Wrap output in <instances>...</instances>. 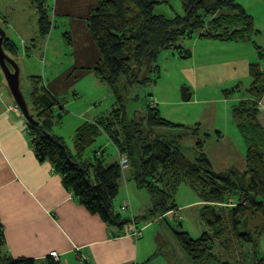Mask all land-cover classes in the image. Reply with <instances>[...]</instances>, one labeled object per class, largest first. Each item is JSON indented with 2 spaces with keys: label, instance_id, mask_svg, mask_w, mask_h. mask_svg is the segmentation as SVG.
<instances>
[{
  "label": "trees",
  "instance_id": "obj_1",
  "mask_svg": "<svg viewBox=\"0 0 264 264\" xmlns=\"http://www.w3.org/2000/svg\"><path fill=\"white\" fill-rule=\"evenodd\" d=\"M30 1L38 14L39 34L46 36L52 28L49 0ZM164 2L167 0H97V7L88 19V31L99 59L87 71L92 72L98 82L109 86L115 98L114 104L94 122H85L76 129L70 149L63 138L52 133L56 118L59 121L62 118L61 115L55 116L54 109L61 107L60 110L65 112L61 101L47 89L40 76L31 77L27 106L38 123L37 126L28 124L33 148L37 158L51 163L65 188L81 205L113 226L126 222L113 209L122 179L120 164H106L96 152L91 162L84 159L101 131L109 136L121 161L126 162L129 176L137 187L151 196L162 197L159 206L165 214L176 215L178 207L174 197L183 184L195 193L200 190L199 196L207 203H222L230 195L239 193L241 204L229 211L221 213L213 207L203 209V218L216 229H213V236L204 233L200 238L192 239L187 232H174L182 250L196 264L215 261L230 264L219 261L212 253L214 238L223 233L222 228L226 229L222 225L224 219L227 228L236 233L238 240L252 245L255 250L264 231L262 228L253 230L248 223L256 217H261L264 223V204L260 201L264 199V133L256 123L255 104H252L253 110L243 113L250 118L249 131L244 126L240 127L247 144L245 170L242 173L234 170L215 173L204 154L206 139L196 142L198 156L195 162H191L173 142L154 136L156 128L181 129L185 126L162 118L158 110L151 106H147L144 115L137 120L128 119L124 96L132 84L149 82L148 78L138 80L139 70L144 64L157 68L153 64L163 51L173 49L182 59L191 56L189 51L175 46L179 38L189 39L196 34L200 40L245 43L251 40L255 32H259L254 28L252 16L235 0H182L183 15L172 19L155 14L156 8ZM68 37V34H63L65 40ZM252 44L257 50L258 59L264 60V50L256 43ZM6 46L9 44L5 39L3 49ZM263 67L258 62L249 66L251 84L246 91L254 100H260L264 95ZM67 77L78 81L80 76L69 74ZM122 78L125 84L122 90H118L117 85ZM233 92L235 89L224 90V97H229ZM245 104L240 103L234 109V115H239ZM195 131H199V128ZM156 210H149L139 219L145 220L156 214ZM3 245L0 228V264H36L29 258L12 259L4 253ZM49 260L48 264H58L50 256ZM259 262L261 260L254 258L253 264ZM81 263L87 264V261Z\"/></svg>",
  "mask_w": 264,
  "mask_h": 264
},
{
  "label": "crops",
  "instance_id": "obj_2",
  "mask_svg": "<svg viewBox=\"0 0 264 264\" xmlns=\"http://www.w3.org/2000/svg\"><path fill=\"white\" fill-rule=\"evenodd\" d=\"M0 1H5L7 4L12 0ZM254 2L255 0L246 2L245 9L250 15L253 10L250 5ZM24 3L27 5L30 3L29 5L36 11L30 0H24ZM96 7L97 0H49L51 27L57 28L55 31L53 30V33H56L57 30H63L62 38L63 34H68L69 37L68 40L63 38L64 42L60 43L59 41H51L50 36L46 40L49 42L47 50L46 47L43 48L39 38L46 39L50 34L46 36L39 34L37 11V18L33 22L31 31L28 22H16L11 19L6 21L8 25L5 31L3 30L6 42L9 44L8 47L4 48V51L15 63L18 59L22 61V57H19V47L10 34L11 31L19 40L25 55L29 50L27 43H34V46L31 47L36 51L33 64L36 68L35 72L38 70V65H41V61L44 66L46 57L48 60L50 55L53 61L50 64V72L57 68L61 71L48 81L46 80V73L40 77L47 89L59 98L64 107L67 108V113H72L68 110H71V107L74 108L73 112L75 113L72 114L80 124L78 127L107 113L106 108L103 111L92 109L90 103L83 107L75 106L80 99L79 92L95 91L93 89L96 87L91 82H88V87L84 84L90 76L94 77L93 73L87 70L93 68L99 59L97 48L88 31V19ZM260 7L263 6L260 5ZM58 39L57 36L56 40ZM51 44L53 46L49 48ZM223 44L230 47L227 43ZM65 45L67 46V53L62 48ZM53 48H56L57 52H54ZM246 53V49H243L231 58V62H218L211 68L206 65L200 66L199 63L198 66H186L179 69L180 72H188L196 88H204L211 81L210 78H217L216 76L220 73L223 74L224 70L228 69L236 74L242 68L243 73L242 71L238 72L241 73V76L228 77V79H238L232 88L235 89V92L226 98L224 97V90H222V104H233L230 106L231 118H228L226 124L221 126L213 120L212 124L215 125L208 126L204 117L194 123L201 130L204 138L216 140L214 143L208 141L204 146V154L215 173H224L230 170L243 172L245 170L247 144L243 140L240 127L244 126L246 131H249L250 118L248 114L243 113L249 109L253 110L252 104H255L256 107V123L264 133V95L260 100H254L247 94L248 87L244 91V95H239L240 98L236 97L241 92L242 81L251 84L249 66L256 63L253 62L254 54L247 56ZM44 69L46 72L47 69ZM69 74H77L80 77L78 81H74L72 77H67ZM31 77L39 76L28 75V83H30ZM95 81L99 86L96 87L97 89H106L102 83L96 79ZM71 89H73L75 100L66 103L68 100L66 98L70 96ZM8 91L0 69V228L4 240V253L15 260L29 258L33 259L36 264H48L47 262L51 261L49 254L56 252L58 264H84L81 263L76 254V251L79 250L82 255L87 257V264H148L153 256L157 255L156 240H144L143 231L142 237L136 239L131 234L130 229L131 221L134 220L139 228L145 230L146 226L140 227V222L143 220L141 221L139 217L145 215L149 210H153L154 206L150 204L151 200L149 203L138 202L137 195L142 190L129 176L128 169L121 172L122 179L118 195L114 201L116 206L119 205L120 210L122 207L127 208L128 215L121 220L130 223V226L129 224L126 227L113 226L98 215L90 213L75 199L73 194L65 188L61 176L55 173L49 161L37 158L28 123L24 120L10 91ZM105 94L110 95L108 88ZM60 98H63L64 101ZM240 103H246L245 107L239 115H234L233 111ZM203 111L202 113H207L205 112L206 109ZM215 113L216 111L213 110L212 119ZM185 127L188 128V125ZM90 151L92 156L96 152L97 156L101 157L106 164L121 161V157L115 148L112 158L115 160L113 161L112 159L108 160L109 155L105 148L93 146ZM129 180L133 181L134 185L129 183ZM198 202L197 200L191 201L188 206L193 207ZM161 220L158 219V221ZM151 240L152 242H150Z\"/></svg>",
  "mask_w": 264,
  "mask_h": 264
},
{
  "label": "rangeland",
  "instance_id": "obj_3",
  "mask_svg": "<svg viewBox=\"0 0 264 264\" xmlns=\"http://www.w3.org/2000/svg\"><path fill=\"white\" fill-rule=\"evenodd\" d=\"M235 1L237 4L244 8L248 3V0ZM29 4H25L24 0H12L7 4L5 3V1H0V29L5 31L6 26L8 25L6 21H10L11 19L16 22H28V27L31 31L33 22L36 20L37 15L35 9ZM260 5H262V8H264V0H255V2L250 5V7L253 9L250 13L253 17L252 19L254 28L257 32H259V34L255 32L252 35L250 40L251 42L248 41L245 43H221L217 41H206L200 40L198 38V35L193 34L191 38H179L175 43V46L181 47L183 51L187 50L190 52L191 56L189 58H178L177 53L173 49H171L163 51L158 55L157 60L153 64L156 65L157 68H153L149 64H144L139 70L138 80L148 78L149 82L145 84H132V88H130L128 94L124 96L126 97L125 104L128 119L137 120L138 117L144 115L146 107L151 106V108L158 110L162 118L169 120L177 125H188V128L184 127L181 129L166 127L156 128L154 129V136H159L166 142H173L174 145L178 147V149L186 156L188 160H190L191 162H195L198 156L196 151V142L201 137L204 138V136L202 135L200 129L196 133L195 129L198 126L194 125V123L204 117L205 122L208 126L215 125L212 124L213 120L215 121V123L221 126L226 124L228 118H231L230 106L233 104H222V90L232 89L234 87L233 85H235L238 79H228V77H233L235 75L241 76V73L239 74L238 72L242 71V68L241 70L237 71L236 74H233L228 69L224 70L223 74L220 73V75L216 76L217 78H210L211 81L208 82V84L204 88H196V85L193 79H190L188 72L183 73L180 72L179 69L180 67L186 66H198L199 63L200 66L206 65L208 67L210 66L211 68L218 62H231V58L235 56L237 52L243 51V49H246L247 56H252L254 54L253 62H258L263 66L264 60L258 59L257 50L252 44V42H254L259 47H261L260 49L264 50V10H262ZM155 14L164 16L167 19H172L177 15L182 16V0H167V2H164L156 8ZM55 29L57 28H54L53 26V28L51 29V33H49L50 35L48 34L49 37H47L46 39L39 38V40H41L43 44V48L45 49L46 47V50L49 43L46 42V40L49 39L50 36L52 39L51 41H59L60 43L64 42V39L62 38L63 30H60L61 32L57 30L56 33H53V30L55 31ZM10 34L19 47V57H22V61L21 59H18L16 62L19 69V86L26 103H29V90L31 89V84L28 83L27 76H44V73H46V80L48 81L61 70L57 68L58 70L56 69L50 72V64L53 63V61L49 55L48 60L46 57L44 66L41 61V65H38V70L37 72H35L36 68L33 64L35 61L36 51L31 47L32 45L34 46V43H27V45H29V50L25 55L23 49L20 47V42L13 34V31H11ZM57 36L59 37L58 40H56ZM223 43H227L228 45H230V47ZM52 46V44L49 45V48ZM66 47V45L62 46V48L65 50V53L68 52ZM55 50L56 48H53V51L57 52V50ZM44 68L47 69L46 72ZM1 76L8 90V86L2 72ZM86 80L87 81H85L84 83L86 87L89 86L88 82L94 83L96 87H99L94 77L90 76ZM124 80L125 79L122 78L120 83L117 85L118 90H122V88L124 87ZM249 85V82L242 81L241 92L236 97L240 98L239 95H244V91L249 87ZM103 86H105V90L97 89L95 87L93 89L95 91L79 92L80 99L76 102L77 104L75 103V106L83 107L90 103L89 105L92 107V109H100V111H103L106 108L108 112L111 109V105L114 103L115 98L109 86L107 85V87L105 84H103ZM107 88L108 92L110 93L109 96L105 94L107 93ZM184 88L189 89V92L192 94L191 100L188 102H184L181 99V91ZM69 95L70 96L66 98V100L68 99L66 103L75 100L73 96V89H71ZM60 99L64 101L63 98ZM61 105L63 106V110L66 112L63 113L60 110L61 107H57V109H54L55 116L61 115L62 118L60 121L58 120V118H56L57 123L52 128V133L63 138L66 145L70 149H72V139L74 138L75 130L77 129H75V127H78L80 124L76 120V117H74L72 114L75 113L73 112L74 108L71 107V110H68L72 113H67V108L64 107L62 102ZM204 109L207 110L205 111L207 113H202L204 112ZM213 110H215L216 113L214 115V118L212 119ZM225 118L227 119L225 120ZM197 134L198 136H196ZM204 139H206L207 142L209 141L211 143H214L216 141L211 138ZM93 146L95 148H105L107 154L109 155V161L114 157V148L116 150V147L106 133L101 131L100 136L96 139V142ZM84 159L86 160V162L92 161V153L90 149L87 151ZM113 160L115 159H112V161ZM118 163L120 164L121 172L128 169L126 163H122L120 160ZM129 181V183L134 185L133 181ZM198 193L200 194V190ZM198 193H195L186 184L181 185L177 191L176 196L174 197L177 207L179 208L177 209L176 215L175 213L165 214V212H163V210L159 206L162 201L161 196H151L145 190H142L141 193H138V202L149 203V201L151 200L152 202H150V204L154 206V209H157L156 214L150 216L145 220L143 219V221L140 222V227H147L145 230L143 229V235L145 236L144 240L155 239L157 242V255L154 256L148 262V264H196L182 250L174 236V232H187L192 239L200 238L204 233L213 236V232L216 229L209 225L208 222L203 218V209L205 207H213L215 211L217 210L218 212L222 213L224 211H229L232 208H235L237 205L241 204V202L239 203V193L230 195L222 203H207L201 198V196H199ZM194 200H197V202L199 201V205L196 204L197 206L194 205L193 207L188 206V204ZM260 201L262 204H264V199H260ZM113 207L114 212L119 214L121 219H124L128 215V211H121L119 205L116 206L115 201H113ZM158 219L162 220L158 221ZM261 221V217H256L250 219L248 223L253 230L254 228H262L261 230H263L264 223L263 221ZM128 224L130 226V223H125L121 225V227H126ZM222 225H225L226 229L222 228L221 230L223 231V233H221L218 238H214L213 240L212 253L215 255L216 259H218L219 261L229 262L230 264H253L255 258V260H261L259 264H264V231L255 250L252 245L244 244L238 240L236 233L231 230V228H227L228 224L225 219ZM150 242H152V240ZM210 264H218V262L215 261L211 262Z\"/></svg>",
  "mask_w": 264,
  "mask_h": 264
},
{
  "label": "water",
  "instance_id": "obj_4",
  "mask_svg": "<svg viewBox=\"0 0 264 264\" xmlns=\"http://www.w3.org/2000/svg\"><path fill=\"white\" fill-rule=\"evenodd\" d=\"M5 39V33L0 29V69L5 77L8 89L14 100L16 107L19 109L24 120L31 126H37L38 123L34 120L30 114L27 103L23 97V94L19 86V69L17 64L5 53L3 49V41ZM181 99L184 102H188L191 99V93L189 89L184 88L181 91Z\"/></svg>",
  "mask_w": 264,
  "mask_h": 264
},
{
  "label": "built area",
  "instance_id": "obj_5",
  "mask_svg": "<svg viewBox=\"0 0 264 264\" xmlns=\"http://www.w3.org/2000/svg\"><path fill=\"white\" fill-rule=\"evenodd\" d=\"M122 163H126L125 161H121ZM126 207H122L121 208V211L125 212L126 211ZM142 229L139 228L136 224V222L134 220L131 221V229H130V232L131 234L136 238V239H140L142 237ZM76 254L78 256V258L82 261V262H86L87 261V257L85 255H82L80 253V251H76ZM50 257L54 258L55 261H58V255L56 252H51L49 254Z\"/></svg>",
  "mask_w": 264,
  "mask_h": 264
}]
</instances>
